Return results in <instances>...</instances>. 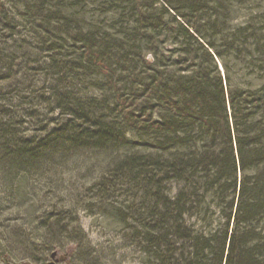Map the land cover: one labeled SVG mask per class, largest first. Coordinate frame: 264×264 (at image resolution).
<instances>
[{
	"label": "trees",
	"instance_id": "trees-1",
	"mask_svg": "<svg viewBox=\"0 0 264 264\" xmlns=\"http://www.w3.org/2000/svg\"><path fill=\"white\" fill-rule=\"evenodd\" d=\"M131 66L138 113L119 88ZM87 150L108 161L72 183L78 203L138 264H264V0H0V213ZM50 213L28 231L0 220L6 264L37 241L105 264L75 211Z\"/></svg>",
	"mask_w": 264,
	"mask_h": 264
},
{
	"label": "rangeland",
	"instance_id": "rangeland-1",
	"mask_svg": "<svg viewBox=\"0 0 264 264\" xmlns=\"http://www.w3.org/2000/svg\"><path fill=\"white\" fill-rule=\"evenodd\" d=\"M260 9L261 7L257 2H251L245 5L242 12L245 14L241 13L239 16L237 14L233 16H235L236 22H241L244 17H248V14L257 12ZM131 68L135 69H129L128 72L121 75L123 80L120 82L119 88L122 87L121 92L125 93L124 97L129 99L128 101L135 96L133 100L135 104L134 110L138 113V66H131ZM131 78L133 79L132 81ZM129 82L131 83L130 85L128 84ZM132 85L136 86L135 92L129 93L128 88ZM88 153V150L78 153L81 156L76 155L73 160H69L65 165L66 167L64 164L61 167H55V173H49L44 170L42 173L34 175L27 183L25 182L26 184L24 183V187H21V195L19 197L14 200L4 198L8 200V204H4V211L0 213V220H3L2 222L4 223L8 222L9 227L14 225V227H26L28 231L29 227L25 225L26 221L38 224L43 220H47V216L51 214V211L59 212L62 206L66 205L75 211V213L69 214L70 219L76 218L75 222L79 226L78 230L84 233L92 247L96 246L98 250H104L106 256L105 264H138V248L134 243L131 244L129 237H123L121 227L118 225L113 226L111 221H105L101 216L92 214L84 206L86 202L78 203L80 192H76L75 188L78 184L79 186L82 185V187L86 186V188L90 186L94 181L93 178L100 173L101 168L108 161L107 157L101 155L86 159V156L89 155ZM89 156L91 157V155ZM73 182H76V187H72ZM68 185L70 186L67 187ZM82 192L81 196L86 194L84 191ZM2 197H4V194L0 190V199ZM41 244V241H37L34 244H30L26 251L21 248L18 249V251H15V259H12L13 261L10 263H40L29 257L35 253L34 255L41 259V262L47 264L51 261L49 255L53 251L59 250L60 253L72 252L71 248L76 246L74 242H68L65 243L66 246L61 248L52 247L49 249L48 247L40 250ZM69 258L66 262L57 264H69ZM6 261L0 257V264H6ZM92 264L95 263L92 262Z\"/></svg>",
	"mask_w": 264,
	"mask_h": 264
},
{
	"label": "water",
	"instance_id": "water-1",
	"mask_svg": "<svg viewBox=\"0 0 264 264\" xmlns=\"http://www.w3.org/2000/svg\"><path fill=\"white\" fill-rule=\"evenodd\" d=\"M70 255L71 252L60 253L59 250H55L52 253H50L49 257L51 261L48 264H57V263L66 262Z\"/></svg>",
	"mask_w": 264,
	"mask_h": 264
}]
</instances>
